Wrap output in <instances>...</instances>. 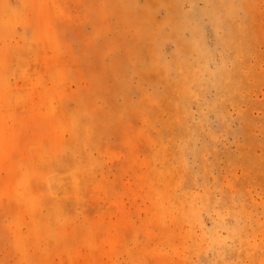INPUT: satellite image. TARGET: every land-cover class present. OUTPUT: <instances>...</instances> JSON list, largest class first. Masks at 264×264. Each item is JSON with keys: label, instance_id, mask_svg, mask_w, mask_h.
Listing matches in <instances>:
<instances>
[{"label": "rangeland", "instance_id": "1", "mask_svg": "<svg viewBox=\"0 0 264 264\" xmlns=\"http://www.w3.org/2000/svg\"><path fill=\"white\" fill-rule=\"evenodd\" d=\"M0 264H264V0H0Z\"/></svg>", "mask_w": 264, "mask_h": 264}]
</instances>
